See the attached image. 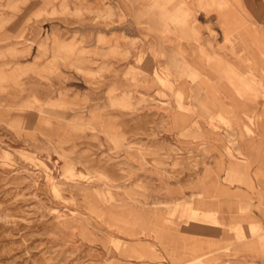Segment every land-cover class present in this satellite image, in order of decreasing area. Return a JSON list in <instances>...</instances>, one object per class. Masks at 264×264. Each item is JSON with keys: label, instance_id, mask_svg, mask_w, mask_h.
Segmentation results:
<instances>
[{"label": "rangeland", "instance_id": "374dc122", "mask_svg": "<svg viewBox=\"0 0 264 264\" xmlns=\"http://www.w3.org/2000/svg\"><path fill=\"white\" fill-rule=\"evenodd\" d=\"M190 2L0 0V264H234L204 231L224 154L194 134L234 127L161 52Z\"/></svg>", "mask_w": 264, "mask_h": 264}, {"label": "crops", "instance_id": "0c3cea01", "mask_svg": "<svg viewBox=\"0 0 264 264\" xmlns=\"http://www.w3.org/2000/svg\"><path fill=\"white\" fill-rule=\"evenodd\" d=\"M190 3L192 26L184 27V34L169 32L162 37L161 52L167 57L163 61L181 66L178 72H193L194 87L204 89L205 106L214 115H227L236 135L234 144L223 148L221 132L195 130L199 147L209 145L214 153L224 154L216 156L215 167L224 168L225 176H216L217 193L209 198L224 201V206L217 204L213 211L218 224H205L204 231L212 234L213 245L232 248L231 254L224 255L230 262L264 264V242L250 238L249 233L250 224L264 229V0ZM117 32L136 37L133 30H128L130 35ZM120 48L129 53L133 50L122 43ZM114 62L120 64L119 78L113 79L115 87L133 88L121 84L126 82L123 74L129 67L137 69L134 63L123 66L122 60ZM245 117L254 121L245 122V128L253 132L249 135L244 129ZM235 227L245 234L242 241L236 238ZM195 231L199 232L195 237L203 236L202 227Z\"/></svg>", "mask_w": 264, "mask_h": 264}]
</instances>
